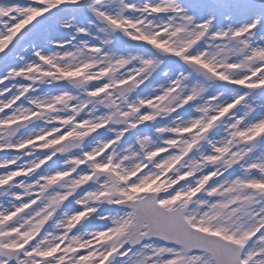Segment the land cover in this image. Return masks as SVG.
Listing matches in <instances>:
<instances>
[{"label":"snow or ice","instance_id":"snow-or-ice-1","mask_svg":"<svg viewBox=\"0 0 264 264\" xmlns=\"http://www.w3.org/2000/svg\"><path fill=\"white\" fill-rule=\"evenodd\" d=\"M0 264H264V0H0Z\"/></svg>","mask_w":264,"mask_h":264},{"label":"rangeland","instance_id":"rangeland-1","mask_svg":"<svg viewBox=\"0 0 264 264\" xmlns=\"http://www.w3.org/2000/svg\"><path fill=\"white\" fill-rule=\"evenodd\" d=\"M3 156V154H0V157H2Z\"/></svg>","mask_w":264,"mask_h":264}]
</instances>
